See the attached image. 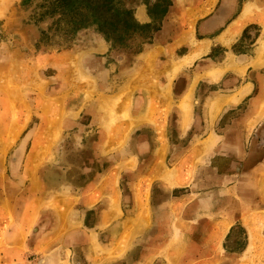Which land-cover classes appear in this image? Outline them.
Listing matches in <instances>:
<instances>
[{
    "label": "rangeland",
    "instance_id": "rangeland-1",
    "mask_svg": "<svg viewBox=\"0 0 264 264\" xmlns=\"http://www.w3.org/2000/svg\"><path fill=\"white\" fill-rule=\"evenodd\" d=\"M207 1L0 0V264H90V236L98 264H120L151 233L160 254L200 256L167 241L179 208L252 205L264 32L218 41L215 23L199 28ZM244 245L237 228L208 264Z\"/></svg>",
    "mask_w": 264,
    "mask_h": 264
},
{
    "label": "crops",
    "instance_id": "crops-1",
    "mask_svg": "<svg viewBox=\"0 0 264 264\" xmlns=\"http://www.w3.org/2000/svg\"><path fill=\"white\" fill-rule=\"evenodd\" d=\"M179 0H174V5ZM208 18L199 24V28L204 27L206 23L216 24L213 34L218 41L225 40L233 42L238 38L250 24H258L264 32V4H257L256 0H209ZM200 5H191L185 8L187 11L198 9ZM166 25V20H165ZM253 101L258 96L253 97ZM262 162V161H261ZM251 190H248V197H244L246 203L252 204L248 209L221 210L218 207L205 209L203 204L197 202L187 203L179 208L185 212L183 220L169 222L168 239L169 244H185L189 248L199 245L200 256L180 254L174 252V256L160 254L156 248L154 234H148L140 239L137 254L135 258L129 261V252L121 251L119 253L120 264H177L174 260L179 259L180 264H208V259L221 258L216 252L220 246L236 237V229L241 228L244 231L245 245L242 252L232 254V264H264V174H246ZM92 184V183H91ZM88 184L82 190L85 208H91L97 205V192L93 191L91 196L89 192L92 185ZM247 193V192H246ZM245 195V193H244ZM240 196V195H238ZM233 199V198H232ZM234 200V199H233ZM112 208V205H111ZM198 211L195 215H189V211ZM172 221V220H171ZM94 225L105 226L103 219H97ZM179 226L180 228H177ZM94 239V238H93ZM93 239L85 238L81 247L90 264H98L99 258L93 251ZM203 246V248H202ZM205 252V254H202ZM115 259H117L115 257Z\"/></svg>",
    "mask_w": 264,
    "mask_h": 264
}]
</instances>
